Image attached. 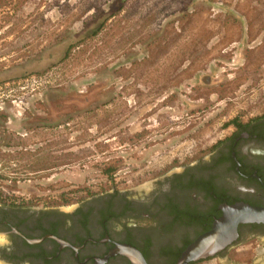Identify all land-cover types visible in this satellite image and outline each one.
<instances>
[{
    "label": "rangeland",
    "instance_id": "374dc122",
    "mask_svg": "<svg viewBox=\"0 0 264 264\" xmlns=\"http://www.w3.org/2000/svg\"><path fill=\"white\" fill-rule=\"evenodd\" d=\"M263 115L264 0H0L1 202L139 190Z\"/></svg>",
    "mask_w": 264,
    "mask_h": 264
},
{
    "label": "flooded vegetation",
    "instance_id": "af4514ba",
    "mask_svg": "<svg viewBox=\"0 0 264 264\" xmlns=\"http://www.w3.org/2000/svg\"><path fill=\"white\" fill-rule=\"evenodd\" d=\"M264 206V115L231 130L201 156L156 175L139 190L110 187L66 207L0 201V264H175L223 204ZM240 247V248H239ZM264 224H239L213 255L187 264H264ZM245 250L235 257L230 253Z\"/></svg>",
    "mask_w": 264,
    "mask_h": 264
},
{
    "label": "water",
    "instance_id": "95a60500",
    "mask_svg": "<svg viewBox=\"0 0 264 264\" xmlns=\"http://www.w3.org/2000/svg\"><path fill=\"white\" fill-rule=\"evenodd\" d=\"M220 209L221 214L213 220L210 228L181 251L175 264H187L223 249L236 237V228L239 224H264V206L236 202L223 204ZM122 251L131 257L133 264H145L137 250L124 246Z\"/></svg>",
    "mask_w": 264,
    "mask_h": 264
},
{
    "label": "clouds",
    "instance_id": "9594fccd",
    "mask_svg": "<svg viewBox=\"0 0 264 264\" xmlns=\"http://www.w3.org/2000/svg\"><path fill=\"white\" fill-rule=\"evenodd\" d=\"M3 239V237H0V240H2Z\"/></svg>",
    "mask_w": 264,
    "mask_h": 264
},
{
    "label": "trees",
    "instance_id": "16d2710c",
    "mask_svg": "<svg viewBox=\"0 0 264 264\" xmlns=\"http://www.w3.org/2000/svg\"><path fill=\"white\" fill-rule=\"evenodd\" d=\"M260 117V116H259ZM258 118V117H257Z\"/></svg>",
    "mask_w": 264,
    "mask_h": 264
}]
</instances>
